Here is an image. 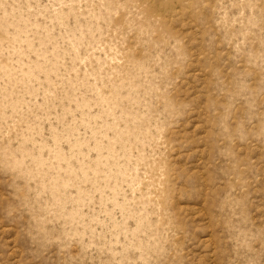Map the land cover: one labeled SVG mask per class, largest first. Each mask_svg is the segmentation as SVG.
I'll use <instances>...</instances> for the list:
<instances>
[{
	"label": "rangeland",
	"instance_id": "rangeland-1",
	"mask_svg": "<svg viewBox=\"0 0 264 264\" xmlns=\"http://www.w3.org/2000/svg\"><path fill=\"white\" fill-rule=\"evenodd\" d=\"M0 264H264V0H0Z\"/></svg>",
	"mask_w": 264,
	"mask_h": 264
}]
</instances>
